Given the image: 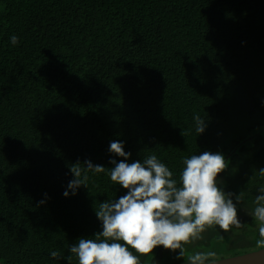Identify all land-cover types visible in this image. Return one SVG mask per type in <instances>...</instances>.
Listing matches in <instances>:
<instances>
[{"label": "trees", "instance_id": "1", "mask_svg": "<svg viewBox=\"0 0 264 264\" xmlns=\"http://www.w3.org/2000/svg\"><path fill=\"white\" fill-rule=\"evenodd\" d=\"M112 141L128 163L156 155L178 186L185 158L222 153L217 184L244 226L213 225L200 244L219 260L259 250L264 0H0V262L68 264L69 246L103 230L96 208L128 192L110 179L125 159ZM77 163L89 179L72 194ZM178 254L158 246L140 260L186 264Z\"/></svg>", "mask_w": 264, "mask_h": 264}, {"label": "clouds", "instance_id": "2", "mask_svg": "<svg viewBox=\"0 0 264 264\" xmlns=\"http://www.w3.org/2000/svg\"><path fill=\"white\" fill-rule=\"evenodd\" d=\"M12 45L19 43L17 35L10 36ZM196 132L202 134L206 128L205 119L194 116ZM110 152L124 160L111 161L114 165L109 175L112 182L121 185L128 192L118 200L100 203L96 215L103 230L94 238H80L69 246L71 253L65 259L71 264L73 256L78 264H141L140 257L153 253L158 246L176 252L177 259L186 264H218L214 250L188 253L186 245L203 239L207 228L218 225L224 232L232 227L244 225L238 218L237 204L231 198L234 193H225L217 184V177L228 167L222 153L205 151L200 155L185 158L178 181L173 172L152 154L143 160L125 162L131 153L125 152L119 141L110 143ZM77 163L71 167L74 179L68 184L72 194L81 186L87 187V173ZM87 171L105 172V167L94 165L90 160L84 164ZM259 173L264 176V169ZM255 197V208L251 213L258 226L259 239L256 247L264 249V186ZM65 196L69 195L65 191ZM243 192L236 195V201H243ZM41 204L45 201H41ZM50 256L59 260L62 254L51 250Z\"/></svg>", "mask_w": 264, "mask_h": 264}, {"label": "water", "instance_id": "3", "mask_svg": "<svg viewBox=\"0 0 264 264\" xmlns=\"http://www.w3.org/2000/svg\"><path fill=\"white\" fill-rule=\"evenodd\" d=\"M0 264H3L0 262ZM218 264H264V249L220 259Z\"/></svg>", "mask_w": 264, "mask_h": 264}, {"label": "rangeland", "instance_id": "4", "mask_svg": "<svg viewBox=\"0 0 264 264\" xmlns=\"http://www.w3.org/2000/svg\"><path fill=\"white\" fill-rule=\"evenodd\" d=\"M247 120H241L239 121L235 127H234V130L237 132L239 129H244L246 127V124H247ZM234 131H232L231 133H236ZM200 241H204V238L203 239H200V240H195V241H192L190 242L188 245H186V249L187 247L190 249V250H194V249H197L199 246H201V251H202V247H203V250L205 249L204 248V245L203 244H200ZM207 242V241H206ZM205 251V250H204Z\"/></svg>", "mask_w": 264, "mask_h": 264}]
</instances>
